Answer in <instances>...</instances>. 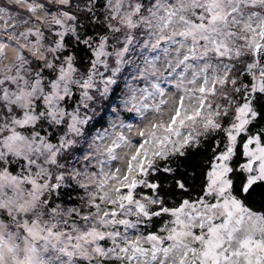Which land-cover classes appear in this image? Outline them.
<instances>
[{
	"label": "snow or ice",
	"instance_id": "snow-or-ice-1",
	"mask_svg": "<svg viewBox=\"0 0 264 264\" xmlns=\"http://www.w3.org/2000/svg\"><path fill=\"white\" fill-rule=\"evenodd\" d=\"M0 264H264V0H0Z\"/></svg>",
	"mask_w": 264,
	"mask_h": 264
}]
</instances>
